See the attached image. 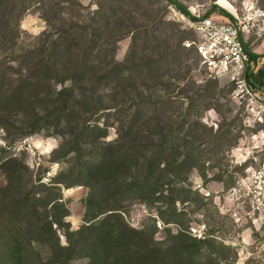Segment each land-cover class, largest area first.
Segmentation results:
<instances>
[{
  "label": "rangeland",
  "instance_id": "obj_1",
  "mask_svg": "<svg viewBox=\"0 0 264 264\" xmlns=\"http://www.w3.org/2000/svg\"><path fill=\"white\" fill-rule=\"evenodd\" d=\"M176 1L223 8L264 65V0ZM194 22L169 0H0V264L14 238L23 264H264L231 216L264 86L252 104L206 70Z\"/></svg>",
  "mask_w": 264,
  "mask_h": 264
},
{
  "label": "built area",
  "instance_id": "obj_2",
  "mask_svg": "<svg viewBox=\"0 0 264 264\" xmlns=\"http://www.w3.org/2000/svg\"><path fill=\"white\" fill-rule=\"evenodd\" d=\"M196 38L188 44L193 45L200 63L216 78L234 85V91L249 96L253 104L255 93L247 81L249 70L256 71L254 62L249 60L245 50L239 26L229 20L218 21L211 16L200 17L193 23ZM256 114L254 107L250 108ZM261 120V117H260ZM254 141L248 155L239 164L242 173L236 186L231 187L237 195L238 202L231 212L235 222L246 226L240 233L241 241L254 243L262 239L264 243V131L261 129L252 138ZM33 143L29 137L17 138L12 143L14 155L20 152H32ZM236 149H240L237 147ZM29 165H34L32 155L28 154ZM191 235L197 239L206 238L205 225L201 229L191 227Z\"/></svg>",
  "mask_w": 264,
  "mask_h": 264
},
{
  "label": "trees",
  "instance_id": "obj_3",
  "mask_svg": "<svg viewBox=\"0 0 264 264\" xmlns=\"http://www.w3.org/2000/svg\"><path fill=\"white\" fill-rule=\"evenodd\" d=\"M171 1L174 6L178 9V11L180 13H182L183 15H185L186 17H188L190 20H197L200 17H206L208 16V14L212 11H218L219 13L223 14L224 16H227L229 18H232L231 15L226 12L225 10H223V8L213 4L212 5V9L208 12H206L204 15L200 16V17H195L193 15H191V13L187 10V8L185 6H183L181 3H179L176 0H169ZM244 43V47L245 50L249 56V60L253 61L254 63H256L257 58L259 57L258 54L254 53L253 51H251V49L248 47V44L243 40ZM247 81L250 84L251 87H258V86H264V65L261 67H258L256 71H250L247 73ZM60 224L59 221L57 219L54 218H49L47 217L45 219L44 222L40 223V225H38L37 229L39 231L40 234H44V233H50L53 232V224ZM97 228V225H87V227H85L83 230H93ZM134 230V229H132ZM110 235H113L112 232L109 233ZM31 240V239H30ZM30 240H28V243L21 241L19 238H14L12 239L10 242L7 243L8 245V253H9V258L11 260V262L13 264H23V253L27 251L29 246V243L31 242Z\"/></svg>",
  "mask_w": 264,
  "mask_h": 264
}]
</instances>
